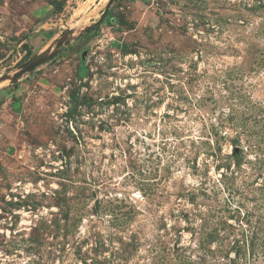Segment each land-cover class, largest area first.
<instances>
[{
	"label": "rangeland",
	"instance_id": "obj_1",
	"mask_svg": "<svg viewBox=\"0 0 264 264\" xmlns=\"http://www.w3.org/2000/svg\"><path fill=\"white\" fill-rule=\"evenodd\" d=\"M0 0V264H264V0Z\"/></svg>",
	"mask_w": 264,
	"mask_h": 264
},
{
	"label": "water",
	"instance_id": "obj_2",
	"mask_svg": "<svg viewBox=\"0 0 264 264\" xmlns=\"http://www.w3.org/2000/svg\"><path fill=\"white\" fill-rule=\"evenodd\" d=\"M114 1L115 0H108L105 9L100 15L98 21L95 22L92 26H88L85 29H82L80 31V34L87 32L91 27L97 26L100 22H102ZM72 34L73 32L71 30H66L61 33V35L57 39H55L53 44L48 49L31 57L27 62L19 66L12 74L0 77V83L8 81L10 84H14L24 75L32 73L36 68L50 61L60 52L63 47L70 44V36Z\"/></svg>",
	"mask_w": 264,
	"mask_h": 264
}]
</instances>
